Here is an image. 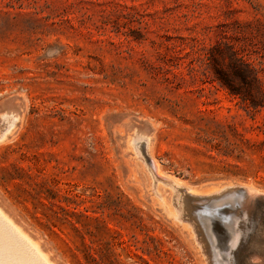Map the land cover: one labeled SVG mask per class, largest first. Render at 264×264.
Masks as SVG:
<instances>
[{"label":"rangeland","instance_id":"1","mask_svg":"<svg viewBox=\"0 0 264 264\" xmlns=\"http://www.w3.org/2000/svg\"><path fill=\"white\" fill-rule=\"evenodd\" d=\"M235 58L253 74L231 92ZM9 115L0 205L55 264L264 262V0H0V131ZM143 132L180 184L260 196L193 203L183 227Z\"/></svg>","mask_w":264,"mask_h":264},{"label":"bare ground","instance_id":"2","mask_svg":"<svg viewBox=\"0 0 264 264\" xmlns=\"http://www.w3.org/2000/svg\"><path fill=\"white\" fill-rule=\"evenodd\" d=\"M10 116V115H9ZM12 116V117H11ZM11 120H9L8 122H5L2 126V130L0 131V141L4 140L6 138V136L13 130V128L15 127V124L17 122V117H15L14 115H11ZM7 117V116H6ZM5 117V119H6ZM4 119V118H1ZM8 120V119H7ZM1 126V125H0ZM145 127V126H144ZM140 129V128H139ZM137 130V129H136ZM140 132V130H139ZM152 132V131H150ZM153 134H149L146 132H143L141 136H136V134H132L131 135V139H130V144L131 147L133 149V151L135 152V155L137 156V158L139 159L140 157L142 158L143 153H145L147 156V161L148 164L150 163L151 168L148 169V171L150 170V175H151V190L153 192V195H155L159 202L161 203L163 209L167 210L169 212V214L171 215L172 218H174L175 220H177L178 222H180L181 224L185 221H188L186 218V215L188 216V214L185 215L187 209L189 210V212H191V208L193 209V211L195 209H197V205L196 206H192L193 203H197V204H213L215 205H219L225 202H229L231 200H237L239 201V203H241V205H244V201L245 199H247L248 197H250L251 199L254 196L258 195L260 196V194L258 193L257 195V190H252L248 189V193H247V189L249 188L248 186L245 188L246 190L243 189H237V187L235 188L234 185H229L228 187H226L223 190H215V191H207V192H203V193H199L196 190L191 189L190 187L180 184L179 182H177L173 177H170L168 175H165L164 173L161 172L160 170V166L157 163L156 159L153 157L152 155V151H153V138H152ZM143 152V153H142ZM144 154V155H145ZM143 155V156H144ZM144 162H146L144 160ZM149 168V165L147 166ZM162 184L164 186L169 187V189L171 190V197L169 202L166 201V197H164V195H162L161 193L158 192L159 189V185ZM227 184H218V185H213V186H225ZM239 185V184H238ZM237 185V186H238ZM242 184H240L239 186H241ZM212 186V185H211ZM243 187H245L244 185H242ZM242 188V187H241ZM260 192V191H258ZM247 194H249V196L247 197ZM256 194V195H255ZM249 199V198H248ZM257 199V198H256ZM254 199H252L253 201ZM236 202V201H235ZM247 202V200H246ZM245 202V204H246ZM250 203V201H248ZM234 203V202H233ZM255 204V203H254ZM228 205V204H227ZM229 206V205H228ZM240 206V205H239ZM257 206V205H256ZM197 207V208H196ZM229 207H233V206H229ZM238 207V205H237ZM236 207V208H237ZM251 207V206H249ZM260 207H263L262 205ZM202 208V207H201ZM224 208V207H223ZM227 208V207H226ZM172 209V210H171ZM200 209V208H199ZM240 209V208H239ZM251 209V208H250ZM218 210V209H217ZM229 209H226V211H228ZM237 210V209H235ZM241 210V209H240ZM246 210V209H245ZM256 210V209H255ZM258 210V208H257ZM221 212V210H218L217 212ZM259 211V210H258ZM188 212V211H187ZM197 212V210L195 211ZM263 212V211H261ZM193 213V212H191ZM226 213V212H225ZM240 214H242L241 212H239ZM255 213V212H254ZM194 214V213H193ZM222 213H220L221 215ZM237 214H238V210H237ZM259 214V213H257ZM264 214V213H263ZM261 214L260 217L263 215ZM223 215V214H222ZM235 215V214H234ZM255 215V214H254ZM191 216V215H190ZM227 216V215H226ZM230 216V215H228ZM244 216V215H243ZM246 216V215H245ZM192 217V216H191ZM197 216L194 215L193 218L196 219ZM222 217V216H221ZM238 217V216H237ZM247 217V216H246ZM254 217V216H253ZM263 217V216H262ZM232 218V217H230ZM245 218V217H244ZM256 218V217H255ZM198 219V218H197ZM195 221H198V220ZM261 218H259L258 220H260ZM221 220V219H220ZM255 220V219H254ZM253 220V221H254ZM207 221V220H205ZM237 221V220H236ZM235 221V222H236ZM238 221H240L238 219ZM237 221V222H238ZM245 221V220H243ZM264 221V219L262 220ZM261 221V222H262ZM246 222V221H245ZM261 222L260 224L258 223L257 226H261ZM188 223V222H186ZM185 223V227L187 229L190 230V233L193 234L194 239L197 243V245L201 244L199 243V239L195 237V232L193 231L194 229H191V226ZM191 223V222H190ZM199 223V221L197 222ZM206 223V222H205ZM209 223V221H208ZM219 223V222H218ZM242 223V222H241ZM264 223V222H263ZM262 223V224H263ZM182 224V225H183ZM203 224V223H201ZM235 224V223H234ZM238 224V223H237ZM200 225V224H198ZM207 225V224H206ZM244 225V224H243ZM254 225V224H253ZM264 225V224H263ZM194 226V225H193ZM238 226V225H237ZM241 226V225H240ZM184 227V225H183ZM194 228V227H193ZM203 229V226L199 227V229ZM229 228V227H228ZM235 228V227H234ZM239 228V226H238ZM237 228V229H238ZM241 228V227H240ZM239 228V229H240ZM251 228V227H250ZM258 227H254L255 230H257ZM243 229V228H241ZM240 229V230H241ZM214 230V229H213ZM261 230V229H260ZM201 231V230H200ZM226 231V230H225ZM237 231V230H236ZM262 231V230H261ZM218 232V231H217ZM251 232V230H250ZM249 232V234H250ZM254 233V231H252ZM264 232V231H263ZM262 232V233H263ZM197 233V232H196ZM199 233V232H198ZM238 233H242V232H238ZM237 233V235H238ZM256 233V232H255ZM258 233V232H257ZM259 233V234H262ZM214 234V233H213ZM244 234V233H243ZM252 234V233H251ZM264 235V234H263ZM239 236V235H238ZM237 236V237H238ZM253 236V235H252ZM251 236V237H252ZM215 237V236H214ZM254 237V236H253ZM262 237V235L260 236ZM218 238V237H217ZM228 238V236H227ZM233 238V237H232ZM244 239V237H242ZM241 238V240H242ZM247 238V236H246ZM219 239V238H218ZM258 240V238H257ZM261 240V239H260ZM259 240V242H260ZM232 241V240H230ZM239 241V240H238ZM244 240H242L243 242ZM250 240H248L249 242ZM252 241V240H251ZM237 242V240H236ZM247 242V241H245ZM218 243V242H217ZM221 243V242H220ZM231 243V242H230ZM234 243V242H233ZM239 243V242H238ZM250 243V242H249ZM252 243V242H251ZM258 243V242H257ZM263 243V242H262ZM261 243V244H262ZM235 244V243H234ZM241 244V243H240ZM239 244V245H240ZM244 244V242H243ZM246 244V243H245ZM250 245V244H249ZM248 245V246H249ZM256 245V244H255ZM204 246V245H203ZM227 246V245H226ZM225 246V247H226ZM229 246V245H228ZM238 246L235 245V247ZM244 246V245H243ZM251 246V245H250ZM249 246V247H250ZM262 247L264 245H261ZM247 247V246H246ZM200 248V246H199ZM208 248V247H207ZM245 248V247H244ZM229 249V248H228ZM250 250V248H248ZM204 250V249H203ZM238 251V250H236ZM256 251V250H255ZM211 252V251H210ZM231 252V251H230ZM251 252V250H250ZM258 252V251H257ZM205 253V252H204ZM207 253V252H206ZM253 253L256 254L253 250ZM251 254L252 255L254 254ZM264 254V253H263ZM214 255V254H213ZM223 254L221 253H216L214 255V257L216 258L217 264H231V261H226L225 258L222 256ZM230 255V254H229ZM233 255V254H232ZM246 257V255H244ZM249 256V255H248ZM232 257V256H231ZM235 256H233L234 258ZM237 257V256H236ZM243 257V256H242ZM257 257V256H255ZM254 257V258H255ZM221 258V259H220ZM230 258V257H229ZM241 258V257H240ZM207 259V258H206ZM237 259V258H236ZM253 259V257H252ZM261 259V256H260ZM264 259V258H263ZM230 260V259H229ZM234 259H232L233 261ZM208 263V260H206ZM243 261V260H242ZM252 261V260H251ZM250 261V262H251ZM254 262V261H252ZM249 263V264H253V263ZM212 263V262H211ZM243 263H246L245 261ZM248 263V261H247ZM257 263H260L257 262ZM264 263V262H263ZM262 263V264H263ZM0 264H55L53 261H51L49 255L43 251L40 243L34 238L32 237L29 232L27 230H25L23 228V226L18 223L11 215H9L4 208L0 205ZM216 264V263H215ZM242 264V263H241ZM261 264V263H260Z\"/></svg>","mask_w":264,"mask_h":264},{"label":"trees","instance_id":"3","mask_svg":"<svg viewBox=\"0 0 264 264\" xmlns=\"http://www.w3.org/2000/svg\"><path fill=\"white\" fill-rule=\"evenodd\" d=\"M234 60L235 65L230 64L232 72L229 71L228 74H223L222 77H219V80H221V82H223V84L226 85L231 90V92H234L236 82L246 85L250 83V79L245 74V71L248 72V74H253L252 70L243 66L244 63H242L241 60L237 58H235ZM254 81L258 82L257 77H254Z\"/></svg>","mask_w":264,"mask_h":264}]
</instances>
